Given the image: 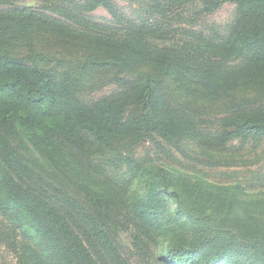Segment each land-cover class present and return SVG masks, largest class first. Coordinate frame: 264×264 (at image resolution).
I'll return each instance as SVG.
<instances>
[{"label":"trees","instance_id":"1","mask_svg":"<svg viewBox=\"0 0 264 264\" xmlns=\"http://www.w3.org/2000/svg\"><path fill=\"white\" fill-rule=\"evenodd\" d=\"M166 1L179 7L186 0H152L142 4L145 15L139 25L127 21L107 34L99 31L100 38L80 35L89 55L87 63L113 66L125 76L133 66H156L181 89L187 92L192 88L188 94L227 96L235 107L245 103L236 97L237 92L258 90L262 100L259 97L251 102L257 106L231 111L222 118L220 128L241 138L264 139V0H199L202 14L224 2L237 7L226 39L219 42L204 33L171 29L176 14L167 10ZM102 5L110 11L108 4ZM154 13L161 20L153 19ZM33 30L31 11L0 10V46L29 39ZM120 87V92L83 103L55 77L0 55V241L6 242L16 264H97L90 251H96L94 242L103 236L102 229L113 230L103 224L109 221L107 211L111 213L113 195L84 171L76 153L94 148L96 152L89 155L103 157L115 140L136 139L151 132L160 133L170 143L193 137L189 121L165 111L148 74L137 73L131 83L123 82ZM8 132L21 138L41 160H47L48 168L59 164L58 169L68 170L70 184L77 183L76 197L64 193L52 196L41 181L39 184L33 169L8 156L1 135ZM225 135L219 139L224 141ZM176 183L181 196L202 209L205 191L185 180ZM171 185L161 168L149 172L139 184L134 206L144 226L159 223L163 208L159 192L172 194ZM233 199L226 201L227 209L236 210ZM243 205L251 209L239 220L233 218L241 228L238 238L242 243H234L231 256L220 252L223 237L198 235L187 246L167 247L162 254L165 264H264V196ZM8 222L9 227L5 226ZM193 224L204 230L200 222L194 220ZM137 239L133 234L132 241Z\"/></svg>","mask_w":264,"mask_h":264},{"label":"rangeland","instance_id":"2","mask_svg":"<svg viewBox=\"0 0 264 264\" xmlns=\"http://www.w3.org/2000/svg\"><path fill=\"white\" fill-rule=\"evenodd\" d=\"M150 1L0 0V10L31 11L34 16L32 37L1 45V56L55 77L60 86L83 103L120 92L122 83H131L137 73L148 74L165 111L193 126V137L182 142L170 143L160 133L151 132L136 139L115 140L110 146L111 151L103 157L99 153L89 155L96 152L94 148L87 153L75 154L84 171L113 195L111 213L107 211L109 221L103 223L112 226L113 230L102 229L99 223L104 234L94 242L96 251H90L97 264H165L162 254L167 247L187 246L195 242L198 235L223 237L220 252L230 254L234 243H242L238 238L241 228L233 218L239 220L243 212L251 209L243 203L260 201L264 196V139L241 138L231 135L229 129L220 128L222 118L231 111L256 107L251 102L260 97V91L237 92L236 97L245 103L235 107L227 96L195 97L188 94L193 92L190 91L192 88L187 92L181 89L156 66H133L125 76L113 66L87 63L89 55L80 38L84 35L100 38L99 31L107 34L127 21L139 25L145 15L142 4ZM102 3L108 4L110 11ZM167 4V10L176 14L171 29H177L178 33L184 30L204 33L217 42L226 39L237 16L233 2H224L204 14L199 13L202 9L199 0H186L179 7L173 1H166ZM152 18L161 20L157 13ZM131 25L135 30L136 26ZM156 43L164 45V42ZM122 76L125 78L120 82ZM1 135L7 144L5 152L8 156L33 169L46 192L52 196L59 197L64 193L76 197L77 183L70 184L68 170L58 169L59 164L48 168V161L41 160L29 146H24L21 138L10 132ZM222 135L226 136L224 141L219 139ZM217 143L225 145L217 146ZM158 168L169 175L172 183L169 192L172 194L159 192L163 204L159 223L144 226L136 217L134 196L147 174ZM178 179L195 183L205 191L202 209L181 196L177 189ZM236 185L238 189H235ZM231 197L236 210L226 207V201ZM194 220L200 222L204 230L199 231ZM5 226L9 227V222ZM133 234H137V240L132 241ZM0 264H16L6 242L1 241Z\"/></svg>","mask_w":264,"mask_h":264}]
</instances>
